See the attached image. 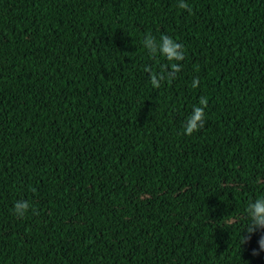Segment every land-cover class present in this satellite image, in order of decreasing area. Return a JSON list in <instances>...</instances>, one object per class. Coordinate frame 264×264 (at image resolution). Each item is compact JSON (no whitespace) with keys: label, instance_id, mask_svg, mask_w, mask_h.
Instances as JSON below:
<instances>
[{"label":"trees","instance_id":"16d2710c","mask_svg":"<svg viewBox=\"0 0 264 264\" xmlns=\"http://www.w3.org/2000/svg\"><path fill=\"white\" fill-rule=\"evenodd\" d=\"M184 2L0 0V264H264V0Z\"/></svg>","mask_w":264,"mask_h":264},{"label":"clouds","instance_id":"9594fccd","mask_svg":"<svg viewBox=\"0 0 264 264\" xmlns=\"http://www.w3.org/2000/svg\"><path fill=\"white\" fill-rule=\"evenodd\" d=\"M179 8L187 10L191 13V7L179 0L177 5ZM143 47L147 51L148 55L152 58L162 57L168 63L160 66L159 73L153 71L150 67H145L144 71L150 74V83L153 88H159L162 81H171L175 79L176 74L181 71V64L185 58L183 45L177 43L171 37L161 35L159 41L155 39L151 34H147L143 40ZM199 79L195 78L192 81V87L199 86ZM208 105V100L205 97H201L198 106H193L192 114L187 118L184 126V134L191 136L194 132L204 127L205 122V108ZM30 204L27 201H17L13 206V212L18 218H22L30 208ZM35 212V209H33ZM245 214L248 223L244 227L243 233L246 235L241 236V245L250 242L252 235L257 231L262 234L257 241L258 249H253L252 255L259 256L264 252V196L257 197L254 201H249Z\"/></svg>","mask_w":264,"mask_h":264}]
</instances>
